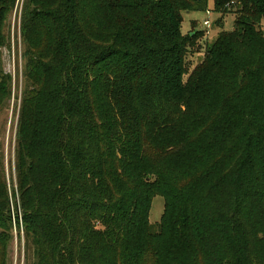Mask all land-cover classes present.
<instances>
[{
  "label": "trees",
  "instance_id": "trees-1",
  "mask_svg": "<svg viewBox=\"0 0 264 264\" xmlns=\"http://www.w3.org/2000/svg\"><path fill=\"white\" fill-rule=\"evenodd\" d=\"M17 2L0 0V48ZM207 7L24 0L19 198L14 216L0 157V264L14 222L28 264H264V0H215L236 25L206 46L182 24ZM11 97L0 69V113Z\"/></svg>",
  "mask_w": 264,
  "mask_h": 264
},
{
  "label": "rangeland",
  "instance_id": "rangeland-1",
  "mask_svg": "<svg viewBox=\"0 0 264 264\" xmlns=\"http://www.w3.org/2000/svg\"><path fill=\"white\" fill-rule=\"evenodd\" d=\"M24 0H18L16 7L9 17L4 34L7 37V46L0 48V69L12 77V97L6 108L0 113V157L4 163V169L9 183V201L13 215L15 214V203L18 202V192L15 185V142L16 129L19 119L21 106V97L25 89L24 46L21 39V14L23 12ZM207 10L190 12L184 14L182 24L183 36L190 35L193 31L205 33L202 41L203 45H212L222 32H232L236 25V15L229 13L223 16L215 11V0H208ZM260 29L264 32V20L260 23ZM203 55V54H200ZM199 54L189 58L190 69H194L200 59ZM11 176L14 183H11ZM165 212V201L162 197L157 196L153 199L150 213V222L152 224L160 223ZM15 216V215H14ZM21 220V216H20ZM19 224H22L19 223ZM13 239L8 248L9 257L6 264H28L30 255L26 254L25 238L23 227L13 224ZM32 261V260H31Z\"/></svg>",
  "mask_w": 264,
  "mask_h": 264
},
{
  "label": "water",
  "instance_id": "water-1",
  "mask_svg": "<svg viewBox=\"0 0 264 264\" xmlns=\"http://www.w3.org/2000/svg\"><path fill=\"white\" fill-rule=\"evenodd\" d=\"M195 1H201V0H195Z\"/></svg>",
  "mask_w": 264,
  "mask_h": 264
},
{
  "label": "built area",
  "instance_id": "built-area-1",
  "mask_svg": "<svg viewBox=\"0 0 264 264\" xmlns=\"http://www.w3.org/2000/svg\"><path fill=\"white\" fill-rule=\"evenodd\" d=\"M208 13H210V12H208ZM208 13H207V14H208Z\"/></svg>",
  "mask_w": 264,
  "mask_h": 264
}]
</instances>
